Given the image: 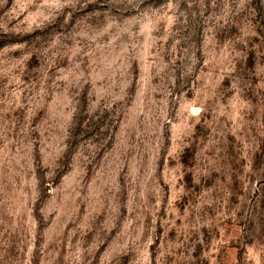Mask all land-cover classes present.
<instances>
[{"label": "rangeland", "instance_id": "374dc122", "mask_svg": "<svg viewBox=\"0 0 264 264\" xmlns=\"http://www.w3.org/2000/svg\"><path fill=\"white\" fill-rule=\"evenodd\" d=\"M0 264H264V0H0Z\"/></svg>", "mask_w": 264, "mask_h": 264}]
</instances>
